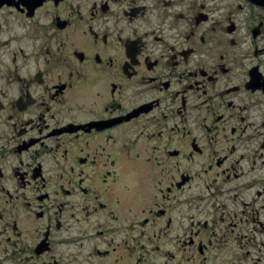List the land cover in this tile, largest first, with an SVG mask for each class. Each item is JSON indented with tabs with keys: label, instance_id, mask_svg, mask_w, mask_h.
Returning <instances> with one entry per match:
<instances>
[{
	"label": "flooded vegetation",
	"instance_id": "obj_1",
	"mask_svg": "<svg viewBox=\"0 0 264 264\" xmlns=\"http://www.w3.org/2000/svg\"><path fill=\"white\" fill-rule=\"evenodd\" d=\"M0 264H264V3L0 0Z\"/></svg>",
	"mask_w": 264,
	"mask_h": 264
},
{
	"label": "water",
	"instance_id": "obj_2",
	"mask_svg": "<svg viewBox=\"0 0 264 264\" xmlns=\"http://www.w3.org/2000/svg\"><path fill=\"white\" fill-rule=\"evenodd\" d=\"M256 4H263L264 3V0H250Z\"/></svg>",
	"mask_w": 264,
	"mask_h": 264
}]
</instances>
